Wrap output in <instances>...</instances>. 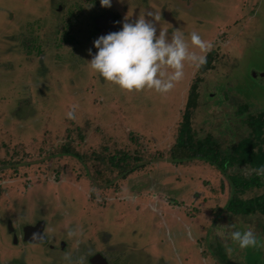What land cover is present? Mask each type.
I'll list each match as a JSON object with an SVG mask.
<instances>
[{
	"label": "rangeland",
	"instance_id": "obj_1",
	"mask_svg": "<svg viewBox=\"0 0 264 264\" xmlns=\"http://www.w3.org/2000/svg\"><path fill=\"white\" fill-rule=\"evenodd\" d=\"M32 1L0 0V51L3 49L5 55L11 52V48L15 51L32 49L33 38L38 37L33 35L37 32V12L30 11ZM56 1L66 4L72 2L38 0L36 3L38 10L45 11V15L39 13L44 16L38 19L45 26L53 27L64 23L59 16L66 13L57 14L53 10ZM98 1L94 0L90 4L97 2L95 7H101ZM256 1L259 2L258 5H255ZM139 2L140 0H111L109 6L116 10L121 24L134 23L137 14L142 15L144 11V6H140ZM199 2L201 5L198 11L203 20L205 16L215 13L212 0L194 1L195 4ZM244 7L240 12L244 19L233 26L242 35L239 37L240 47L231 51L229 58L226 57L230 61L227 62L224 59L226 55L218 49L220 57L214 61V68L207 69L204 73L186 63L184 77L163 95L152 90L123 91L104 81L88 68L90 56L85 52L83 56H77L78 61L73 67L69 66V60L66 62V69L70 72L68 80L65 76H56L61 68H56V65L61 63L62 66L65 63L62 59L65 55L56 61L54 58L49 60L53 75L48 73V69L40 73L34 62L30 64L32 71L28 74L27 66L25 74L23 69L29 60H13L11 67L1 63L0 58V218L9 216L7 218L15 223L44 219L47 222V235L53 243L68 244L69 252H63V257L70 254L73 259L78 258L75 249L85 250L86 254L91 250H98L108 257L110 264H201L202 259L194 253V234L199 231V227L189 226L188 218L192 217L195 221L204 220L212 227L207 231L216 234L225 245V251L226 248H231L230 252L226 251L230 262L240 264L243 259V264H252L254 257L257 260L256 251L254 252L257 256L247 253L246 249L241 254L242 259L236 255L242 253L243 249L239 251L227 233L236 227L240 230L250 228L264 249V215L257 212L241 216L224 211L222 208L233 195H230L226 185L227 179L215 164L202 160H188L184 164H176L170 155L190 86L197 90V104L192 114L195 138L202 139L208 134L212 135L220 144L221 155L225 154L224 149L232 154L231 145L248 133V125L243 122L246 114H256L264 108V77L260 76L264 72V0H248ZM195 8L193 4L192 11ZM145 11L148 13L150 8L146 6ZM179 12L175 8L159 11L162 19L158 21L156 34L162 27L167 28L166 36H169L172 26L181 31L185 29L189 30L188 33L196 31L200 34L201 26L189 16H184L183 12ZM169 13L176 15L177 22L171 21ZM179 20H182L181 27ZM84 21L88 19L85 17ZM78 36L83 39L80 46H88L92 40L89 32H81L76 37ZM63 38L59 34L53 40L59 44ZM185 39L187 40V35ZM212 39L215 42L218 39L225 44L228 37L217 35L212 36ZM39 41L42 42L43 39ZM10 45L12 46L9 47ZM189 49H193L190 44ZM39 52L43 53L36 50V54ZM13 57L19 56L15 54ZM10 60L11 58L8 61ZM229 66L226 74V67ZM16 67L23 75L15 76L17 72L13 68ZM254 72L259 75L254 77ZM223 73L226 75L222 78ZM37 79L42 80V84L44 80L49 82V90L54 87L51 94H48V90L41 93L36 89ZM223 89L225 93L234 91L243 99L237 97L236 102H232L231 99L219 98ZM192 99L194 100L193 97ZM41 101L43 105L38 106ZM72 104H78L79 107L76 110V119L68 120L64 113ZM241 104L247 105V110L239 115L236 111ZM33 113V120L36 122L24 130L19 129L17 118L26 115L31 118ZM62 126L65 129L67 127L66 131L61 135L52 134L54 128ZM65 134L68 136L66 141ZM61 143L70 144L69 148L78 155L71 158L66 156V159L59 151V156H55L53 151H58ZM26 144L47 148L45 152L51 153L50 157L40 165H28L31 161L27 159L23 163L22 158L15 156L14 152L21 150L17 146ZM119 151L129 155L128 167L132 168L124 178H118L120 173L112 169L108 162L110 156L121 155ZM18 160L20 161L17 163ZM119 166L123 169L125 162H120ZM102 170L114 181H103L97 175ZM243 171L249 174L247 169ZM42 178L45 179L41 182L42 188L50 186L48 191L36 188L33 192L29 190L28 194L23 192L33 184L32 181H40ZM261 180L260 186H254L242 196L250 198L264 193V175ZM38 184L40 183H35V186ZM81 184L85 188V195L80 193L76 196L75 188L70 185ZM53 185L60 191L55 197L52 196ZM15 187L20 189L9 193ZM71 192L73 194L70 196ZM135 192L147 197V205H142L137 199L132 202L127 200ZM111 197L115 198L108 200ZM85 200L90 207L100 211L106 209V212H88L91 216L85 215L86 210L82 208ZM170 200L181 204L178 203L179 207L172 204L164 206L172 203ZM106 202L113 207H108L107 210ZM154 202L161 205L154 209ZM136 206L143 210H137ZM173 208L178 212L172 210ZM100 215L103 217L100 218ZM88 217L95 220H89ZM135 217L138 220H134ZM214 220L216 221L213 222ZM89 223L92 230L88 228ZM67 228H74L79 235L68 238ZM186 230L191 233L190 236L186 234ZM90 231L93 234L88 237ZM1 238L10 242L5 227L0 230ZM211 240L214 241L213 236ZM202 247L205 248L204 241ZM1 248L5 251L4 247ZM26 249V252L20 253L21 256L30 255L29 258L32 259L37 255L36 261L31 264H57L55 261H59V257L46 255L51 253L48 247ZM61 249L59 246V251ZM206 256L209 264H216V261L224 263L212 253ZM24 259L26 260L25 257ZM74 263L73 260L71 264ZM83 264L89 262L84 261Z\"/></svg>",
	"mask_w": 264,
	"mask_h": 264
},
{
	"label": "flooded vegetation",
	"instance_id": "obj_2",
	"mask_svg": "<svg viewBox=\"0 0 264 264\" xmlns=\"http://www.w3.org/2000/svg\"><path fill=\"white\" fill-rule=\"evenodd\" d=\"M93 1L94 0H72V2H69L67 4L62 2V1H56L55 2V8H53V10L57 14H65L66 13V15H64V16H59L61 18V20L64 21V23L62 25L58 24V25L53 26V27H48V26H45L46 25L45 23H41L39 21L40 17L45 15V11L38 10L39 7H37L38 4H36L38 2V0H33L31 3V6H30L31 7L30 11L37 12L35 14V17L37 19L36 20L37 22H35L36 27H37V32H34L33 35H37L38 37L33 38V43H32L33 45L31 47L32 49L28 48V50L23 49L21 51H15V50H13V48H11L12 50L8 55H5V53H3V49H2L0 51L1 63L9 64V66H11V62L13 60H15L17 62L18 61L20 62L22 60H25V61L29 60V62H26V65H25L26 67H24V69H23L25 74L27 72L29 74V72L32 71L30 64L32 62H34V63H36V67L40 70V73L45 72L44 69H46V70L48 69L49 70L48 73L50 72L51 75H53L51 72V70H53L51 68L52 66H49V63H48L49 60L54 58V60L56 61L62 55H65L62 58L65 63L62 64V66L60 65L61 63H59V65H56V68L61 67L58 74L56 72V76H58V77L65 76L66 80H68L67 76L70 75V72H68L66 69V67L68 66L66 64V62L69 60L71 63L69 66L73 67V65L74 64L76 65V62L78 61V57H77L78 55L83 56V54L85 52L90 56V54L88 52L89 49H91L92 54H95L96 49L92 46V41L99 35H103V34H106L108 32H114V31L119 30L121 28V25H122L120 23V21H118V14L116 13V10L114 8H112L111 6H107V7L101 6V7L96 8L95 4L97 2H95V4H93V3L90 4ZM194 1H205V0H140L139 4H141L140 6H144L143 7L144 11H142V15L144 16L146 21L152 20V17L148 16L146 11H145L146 6L150 8L149 12L163 11L164 8L166 10H171V8H175L176 11H180L179 12L180 14H182L181 12H183L184 16H189L191 20L196 21L198 23V25L201 26V28H202L201 32H200L201 38L208 41L211 45V47L206 52V62L202 65L203 69H200V68L198 69V72L204 73L207 69L214 68V65H213L214 61L218 60L219 59L218 57H220V54H218V49H219V51H222L226 55L224 57V59L227 61L226 57L229 58V53L240 47L241 39L239 37H241L242 35H239V33L236 32L235 27H233V26H236V23H239V22H241V20L244 19V16L241 17L240 12L242 9L245 8L244 6L246 5V1H248V0H212L214 2V5H215V8H214L215 13L210 14L209 17L205 16L206 17L205 20H203L201 18L202 16L199 15L198 10H199L200 5H201L200 2L198 4H195ZM220 2H221V4H220ZM258 3L259 2L256 1L255 5H258ZM193 4H194V7H196L194 9V11H192V9H191L193 7ZM34 5L36 7H34ZM92 6H93V9H91ZM49 8L52 10V6L50 4H49ZM39 13H43L44 15L43 14L41 15ZM169 14H170V17L169 16L168 17L171 19V21L177 22L176 17H175L176 15L173 16L174 14L173 15H171L172 13H169ZM134 16H135V14H134ZM140 16L141 15L138 13L137 18ZM85 17L88 19V21L83 22V19ZM137 18H135V20ZM160 18L162 19L161 14H160ZM79 24H82V25H79ZM153 24H154V27L157 29L158 21H153ZM181 24H182V20H179V26L180 27H181ZM173 29H175V27L172 26V30ZM188 31L189 30H185V29L183 30L185 35H187ZM81 32H89V34H91L92 40L89 42L88 46H85V44L80 46L82 41H83L81 36H84L83 35L84 33L81 36H78V37H76V36H77V34H79ZM39 33H41V36L39 35ZM59 34H61V37H64V38H63V41H60L59 44H57L53 39H54V37L58 36ZM217 35H221L222 37L223 36L228 37L227 42L225 44L220 43L218 39L215 42V39H212V36L217 37ZM41 38L43 39L42 42L39 41V39H41ZM11 46L12 45H10L9 47H11ZM36 50L43 51V53L39 52L38 54H36ZM192 50H195V49H192ZM15 54L19 57H13V55H15ZM9 58H11L10 61H8ZM90 59H91V56L88 57V60H90ZM228 61H230V59H228ZM27 66H28V68H27ZM230 66L226 67V74H227V70L230 69ZM49 67H50V69H49ZM25 69L27 72L25 71ZM13 70H14V72H17L15 75L16 77L23 75L22 71L17 70V67L13 68ZM18 72H19V74H18ZM226 74L223 73L222 78ZM258 75H259L258 73H255V72L253 73L254 77H257ZM260 76L264 77V72H261ZM69 77H70L69 78V81H70L71 76H69ZM37 81H38V83L35 84V87H36V89H39L40 92L41 91L44 92V90H46V91L48 90L47 91L48 94L49 93L51 94V90L52 91L54 90V87H52L51 90L48 89L50 86L49 82H46L44 80V82L42 84V80L37 79ZM183 90H185V88ZM189 90H190V88H189ZM189 90H188V94H189ZM220 91L221 90H217V92H220ZM188 96H187V98H188ZM237 97L242 98L241 95H239L238 93H236L234 91L230 92V93H227V92L225 93L224 89H223L222 93H220V96H219V98L231 99L232 102H236L235 99ZM193 98L195 100L194 101V107L190 108V111H192V114H193V112L196 108V104H197V102H196L197 101V90H196ZM187 100H186L185 108H184L183 112H185V109L187 107ZM40 105H43L42 101L40 102V104L38 106H40ZM238 106H240V105H238ZM263 109H261V111H259L257 113H260V112L264 113ZM29 117H30V115L29 116L26 115L25 117H20V118L18 117L17 118L18 121H16V122L19 124V125H17V126H19L18 127L19 129L24 130L26 127H28V126H30L36 122L35 120H33L34 119L33 118L34 113L32 114L31 118H29ZM181 121H182V116H181ZM181 121H180V123H181ZM62 122L64 123V121H62ZM180 123H179V125H180ZM63 127L64 126L54 128V132L52 134L56 133V135H61L62 132L66 131V129H67V127H66V129H65V127L64 128ZM66 138H68V136L65 134V140L64 141L67 140ZM69 145L70 144H66V143L62 144L61 143V145L59 146V150L55 151V152L53 151V154L55 156H57L58 152L60 151V154L64 155L65 158H66V156H69L70 158L73 156H77L78 155L77 152L71 150L69 148ZM55 146H56V144H55ZM218 146L220 147V144ZM19 147H21L20 148L21 150L14 152L15 156H19L20 158H22L21 161L23 163L25 162L26 159L31 161V162H28V165H30V164L40 165V163L44 162L46 159H48L50 157V154H51V153L47 154L45 152V149H47V148L43 147V149H42V146L36 148V145H34V144H26V145L17 146L18 149H19ZM38 150H42L43 152L42 151L39 152ZM49 152H52V151H49ZM119 154H121V155L117 156L116 157L117 159H114V160L118 161L117 162L118 165L120 162H125V166L123 167V169H120L121 166H119V169L115 168V165L112 163V162H114V160L112 161L111 159L115 158V155L110 156L108 162H109L112 169H116L117 172L120 173L118 178H124V177H126V175L130 171H132L131 170L132 168L128 167L129 162L127 161V159L129 158V155L124 153L123 151H119ZM37 156H39V157L35 158ZM28 158H30V159H28ZM97 159L103 161V159H100V158H97ZM171 160H172V158H171ZM183 160H184V163H186L188 160L205 161L204 159H201L194 154H190L189 156L183 158ZM19 161L20 160H18L17 163ZM173 163L184 164V163H181L180 161L173 162ZM15 168H16V166H15ZM234 169H235L234 171L228 170V172L241 173L243 176L245 175L247 177H249L251 175V173L254 172L253 169H250L248 167L247 168H240V169H236V167H235ZM244 169H247L249 174L245 173L243 171ZM218 170L224 175V177L228 181V182H226L227 183L226 185L229 187L230 195L231 194L233 195L231 198H240L243 200L251 199L254 196L250 197V198H245L242 196V194H244L246 191L253 188L254 186H260L262 184V180H261L262 175H259V178L257 176L256 180L254 182H252L251 184H249L247 186H242V187L240 186L238 189H236V187H232L230 184V180L228 178L229 176L227 175L228 172L226 173L220 169H218ZM43 171H46V170H43ZM57 171L58 170H56L55 173H57ZM45 175L47 176L48 174H45ZM97 175L99 177H101L103 181L109 182L110 181L109 179H111L110 176H108L109 174L107 175V172L105 170L104 171L102 170L101 172H97ZM30 179L32 180L33 178H30ZM247 179H249V178H247ZM43 180H45V179L42 178V179H40V181H38V180L32 181L33 184H31L28 189L23 190V192H26L28 194L30 192L29 190H31L33 192V190L36 188H42L43 186L41 185V182ZM112 181H114V179H111V182ZM37 182L40 184H38V186H35V183H37ZM70 186H71V188L72 187L75 188L76 196L79 195L80 193H82L81 195L84 194L83 191H85L84 190L85 188L83 189L82 184L80 186H78V185H70ZM49 187L50 186H48L47 188L44 187L42 189L44 191H48ZM19 189L20 188L15 187V189H13V191H10V192L8 191V192L14 193V192L18 191ZM56 189H57L56 186L53 185L52 186V196H54V197L57 196L60 192V191H57ZM123 193H124V191H123ZM72 194H73V192L70 193V196ZM116 196H118V195L116 194ZM114 198L115 197H111V199H108V200H112ZM146 198L147 197L143 196V194L135 192L133 195H129L127 197V200L129 202H132V201H135L137 199L138 201L142 202V205L145 206V205H147L146 204L147 203ZM85 199H86V197H85ZM65 200H67V198H65ZM118 200H119V198H118ZM171 202L172 203H166L164 206H169L170 204H172L173 206L179 207L180 205H178V203L181 204L180 202H178V203L174 202V201H171ZM106 204H107V202H106ZM226 204L222 208L224 211L225 210L228 211ZM154 205L155 206L153 208L156 209L157 207H159L161 205V203L154 202ZM81 207H82V205H81ZM108 207H113V205L107 204V206H106L107 210H108ZM82 208L84 210H86V212L84 214L87 216H91L89 213L99 214V213L106 212V209L100 211V209L97 210L95 208L90 207V205L88 204V202L86 200H85V204ZM136 209L140 210V211L143 210V208H140L139 206H136ZM172 210H175V209L173 208ZM175 211L178 212V210H175ZM256 213L257 212L252 213V214H256ZM252 214L244 215V214L240 213V214H233V215L249 216ZM7 217H9V216H6L5 218H0V230L2 231V228L5 227L7 234L10 238V242L7 240L3 241L2 238L0 239V264H19V262H22L23 264H27V263L31 264L32 262H35L36 261L35 258L37 257V255H34V257L32 259L29 258L30 255L28 256L25 254V256H21L20 253L22 251L26 252L27 247H32V248L33 247H46V248L48 247L51 253H46V255L50 254L51 256L59 257V261L58 262L55 261V263H57V264H63V263L69 264L68 261L65 259V256L63 257V252H65V253L69 252L67 250L68 244L65 242L66 240L64 241L65 244H63V245H60L59 244L60 242L59 243H53V240L50 239L47 235V222L44 219L37 218L36 220L31 219L29 222H24V223L17 222V223H15L11 218L9 219ZM99 217L102 218L103 215H100ZM88 219L89 220H95L92 217H88ZM134 220H138V217H135ZM188 220H190L189 226H191V227L198 226L199 227V231L194 234V239H196V241L194 242V245L196 246L194 253H197L198 256L200 257V259H202L201 264H209L207 261L206 255L211 254V253L214 256H216V258H219L220 260L224 261V263H220L219 261H216V264H236V263L230 262L228 260L227 252L225 251V245L220 241V239L218 237L215 236L216 234H212V231H207V229L209 227L212 228L211 226H208L207 223L201 219L195 221L192 217H189ZM215 221L216 220H214L213 222H215ZM91 226L92 225L90 224L88 226V228L92 230ZM236 229H238V227H236ZM92 234H93V232L90 231V234H88V237H91ZM211 236H213L214 241L211 240ZM257 240L259 242L258 237H257ZM203 241L205 242V248L202 247ZM61 242L63 243V241H61ZM59 246L62 248L60 251H59ZM1 247H4L5 251ZM11 248H12V250H11ZM245 249L247 250L246 251L247 253L249 252L250 254H255L256 256L258 253L257 260H256V257H254L253 258L254 262H252V264H264V257H263L264 256V249L261 247V245L259 247H252V248H245ZM75 250L77 251L78 256L82 254L81 257H83V255H84V261H88L89 264H103L105 261L107 262V264H110L108 257L105 254H103L101 251H98V250L92 251L91 250L88 252V254H86L85 250H80V251L78 249H75ZM239 251H240V249H239ZM254 251H256L257 253H255ZM244 252H245V250L243 249L242 253L240 252V254L237 253L236 255L240 256V258L242 259L241 254H243ZM52 253H54V254H52ZM24 257L26 258V260L24 259ZM262 257H263V259H262V261H260V258H262ZM20 259H22V261H20ZM22 263H20V264H22ZM74 264H76V262ZM240 264H243V259L241 260Z\"/></svg>",
	"mask_w": 264,
	"mask_h": 264
},
{
	"label": "clouds",
	"instance_id": "obj_3",
	"mask_svg": "<svg viewBox=\"0 0 264 264\" xmlns=\"http://www.w3.org/2000/svg\"><path fill=\"white\" fill-rule=\"evenodd\" d=\"M111 0H99L101 6H109ZM152 20L138 17L134 23L124 22L121 28L97 36L92 41L95 54L88 50L91 59L88 68L106 82H110L123 91L152 90L161 95L168 93L174 83L184 77L185 64L199 69L206 62V52L210 43L201 38L196 31L187 34L173 29L166 36L167 28L160 27L156 34L153 21H160V13L148 12ZM189 44L195 50L189 49ZM78 104H72L64 113L68 120L76 119ZM256 174L264 175V166L255 169ZM230 227V226H229ZM187 235H191L186 230ZM79 233L74 228L66 229V236L72 238ZM218 235H223L218 233ZM228 238L239 249L259 247L256 235L250 228L235 229L227 233ZM230 252L231 248H226ZM69 264H83L84 257L73 259L65 254Z\"/></svg>",
	"mask_w": 264,
	"mask_h": 264
},
{
	"label": "trees",
	"instance_id": "obj_4",
	"mask_svg": "<svg viewBox=\"0 0 264 264\" xmlns=\"http://www.w3.org/2000/svg\"><path fill=\"white\" fill-rule=\"evenodd\" d=\"M195 92V87L191 86L187 98V107L182 114V121L178 127L175 143L170 152L173 161L184 163L183 158L194 154L209 163H214L218 169L226 173L231 168L236 167V169H240L248 167L254 171L249 177L237 172H228L229 174L227 173V175L229 176L231 186L236 187V189L240 186L251 184L258 176L255 169L259 166H264V113H247L243 122L248 125V133L239 138L233 146L231 145L232 154L227 149H224L225 154L221 156L218 141L212 135L208 134L202 139L195 138V131L192 127V111H190V108L194 107L192 97L195 95ZM246 110L247 105H240L236 112L242 115ZM114 159L117 158L115 157L111 160L113 161ZM117 162V160L112 162L115 168H119ZM226 206L227 210L232 214L242 213L248 215L259 212L264 215V193L245 200L231 198ZM262 258H260V261H262Z\"/></svg>",
	"mask_w": 264,
	"mask_h": 264
},
{
	"label": "water",
	"instance_id": "obj_5",
	"mask_svg": "<svg viewBox=\"0 0 264 264\" xmlns=\"http://www.w3.org/2000/svg\"><path fill=\"white\" fill-rule=\"evenodd\" d=\"M104 263H105V264H107V262H106V261H105ZM104 263H103V264H104Z\"/></svg>",
	"mask_w": 264,
	"mask_h": 264
}]
</instances>
